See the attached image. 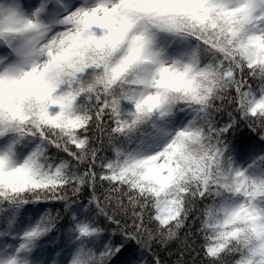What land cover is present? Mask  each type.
Listing matches in <instances>:
<instances>
[{
    "label": "snow or ice",
    "instance_id": "1",
    "mask_svg": "<svg viewBox=\"0 0 264 264\" xmlns=\"http://www.w3.org/2000/svg\"><path fill=\"white\" fill-rule=\"evenodd\" d=\"M193 236L264 264V0H0V264Z\"/></svg>",
    "mask_w": 264,
    "mask_h": 264
},
{
    "label": "trees",
    "instance_id": "2",
    "mask_svg": "<svg viewBox=\"0 0 264 264\" xmlns=\"http://www.w3.org/2000/svg\"><path fill=\"white\" fill-rule=\"evenodd\" d=\"M228 110L230 111L231 109ZM227 118V112L221 113L216 117L217 120L222 121H226ZM231 139L234 142L247 143L252 141L255 143L259 138L254 132L242 125L240 129L232 134ZM100 192L102 193L103 189H101ZM81 199L86 202L88 197L85 195ZM57 206L59 207V205ZM68 227L69 226L66 225L64 229L65 240L69 236ZM109 235H112V229H109ZM181 235L183 236V233H181ZM116 238L119 239L118 234ZM192 241H195V243ZM202 242V238L193 236L192 240L189 241L191 245L189 250L182 249L179 242L172 243L167 249L153 243L151 251L143 249L139 245H136L135 242H132L128 244L124 253L115 261V264H134V262L137 264H153L154 255H158L163 261V264H177L178 258L182 260L183 264H203L204 257L200 249Z\"/></svg>",
    "mask_w": 264,
    "mask_h": 264
},
{
    "label": "rangeland",
    "instance_id": "3",
    "mask_svg": "<svg viewBox=\"0 0 264 264\" xmlns=\"http://www.w3.org/2000/svg\"><path fill=\"white\" fill-rule=\"evenodd\" d=\"M52 247H54V245H52ZM53 258H56V257H55V253H53ZM50 264H51V262H50Z\"/></svg>",
    "mask_w": 264,
    "mask_h": 264
}]
</instances>
